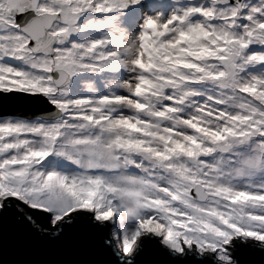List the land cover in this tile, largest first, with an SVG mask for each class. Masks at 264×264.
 I'll list each match as a JSON object with an SVG mask.
<instances>
[{
    "label": "snow or ice",
    "instance_id": "1",
    "mask_svg": "<svg viewBox=\"0 0 264 264\" xmlns=\"http://www.w3.org/2000/svg\"><path fill=\"white\" fill-rule=\"evenodd\" d=\"M0 261L264 264V0H0Z\"/></svg>",
    "mask_w": 264,
    "mask_h": 264
},
{
    "label": "water",
    "instance_id": "2",
    "mask_svg": "<svg viewBox=\"0 0 264 264\" xmlns=\"http://www.w3.org/2000/svg\"><path fill=\"white\" fill-rule=\"evenodd\" d=\"M4 258L7 259V260H12V259H15V256L13 255L12 251L9 250V251L6 253V255H5ZM0 264H3V262L0 261Z\"/></svg>",
    "mask_w": 264,
    "mask_h": 264
}]
</instances>
